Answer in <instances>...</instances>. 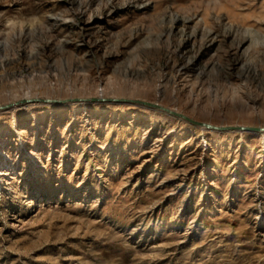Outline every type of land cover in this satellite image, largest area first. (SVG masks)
Wrapping results in <instances>:
<instances>
[{"label": "rangeland", "instance_id": "rangeland-1", "mask_svg": "<svg viewBox=\"0 0 264 264\" xmlns=\"http://www.w3.org/2000/svg\"><path fill=\"white\" fill-rule=\"evenodd\" d=\"M25 96L264 125V0H0V104ZM0 264H264V131L0 109Z\"/></svg>", "mask_w": 264, "mask_h": 264}, {"label": "water", "instance_id": "water-1", "mask_svg": "<svg viewBox=\"0 0 264 264\" xmlns=\"http://www.w3.org/2000/svg\"><path fill=\"white\" fill-rule=\"evenodd\" d=\"M126 100V101H131V102H140L143 104L151 105V106H158L162 108L163 110L175 114L177 116H180L187 121L199 125V126H204L207 128H212V129H238V130H249V131H264V125H246V124H239V125H217L213 124L211 122H206V121H201V120H196L194 118H191L190 116L176 111L172 110L171 108H168L163 105H158L155 102H150L142 99H134V98H120V97H106V96H92V97H66V98H54V97H40V96H25L20 99L12 100L9 102H6L4 104H0V109L2 108H8L14 105H18L21 103H26V102H32V101H45V102H66V101H83V100Z\"/></svg>", "mask_w": 264, "mask_h": 264}, {"label": "bare ground", "instance_id": "bare-ground-1", "mask_svg": "<svg viewBox=\"0 0 264 264\" xmlns=\"http://www.w3.org/2000/svg\"><path fill=\"white\" fill-rule=\"evenodd\" d=\"M177 19V18H176ZM89 21V20H88ZM176 26V25H175ZM181 27V26H180ZM188 33V32H187ZM181 34L183 35L184 33L183 32H181ZM213 38V37H212ZM184 43H189V35H183L181 38H180V40H179V42H178V46L179 47H181V46H185L186 44H184ZM186 48V47H185ZM181 68H183L184 70H186L187 68H185L184 67V65L183 66H181ZM179 70V69H178ZM188 71V70H187Z\"/></svg>", "mask_w": 264, "mask_h": 264}]
</instances>
